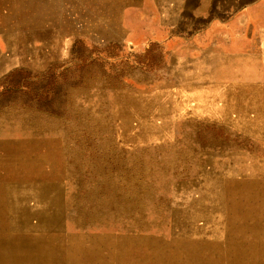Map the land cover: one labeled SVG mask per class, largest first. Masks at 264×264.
Instances as JSON below:
<instances>
[{
	"label": "rangeland",
	"instance_id": "1",
	"mask_svg": "<svg viewBox=\"0 0 264 264\" xmlns=\"http://www.w3.org/2000/svg\"><path fill=\"white\" fill-rule=\"evenodd\" d=\"M180 1L0 0L2 189L57 164L62 221L20 230L53 232L56 264H155L176 242L264 264V238L259 253L229 230L232 202L264 184V37L232 49L219 31L211 60L178 19L196 0Z\"/></svg>",
	"mask_w": 264,
	"mask_h": 264
},
{
	"label": "crops",
	"instance_id": "2",
	"mask_svg": "<svg viewBox=\"0 0 264 264\" xmlns=\"http://www.w3.org/2000/svg\"><path fill=\"white\" fill-rule=\"evenodd\" d=\"M176 2L177 0H174V3ZM180 2L182 4H188V0H181ZM196 5L197 8L195 10V13L193 12L194 14H190L191 16H185L184 13H182V10H178L177 12H179V21H187L188 25L190 23L195 24L196 28L194 29L193 33V41L196 40L195 44L198 47L195 48V51L197 53L203 52L206 54H211L206 56L210 57V59L212 60L214 53L219 50L217 49L219 45L218 40L222 35L221 33L220 35L216 36L219 31H225L229 34L228 36H230L231 30H234V33L231 35L233 36L231 39V48L234 46V44H236V41H240V39L247 41L248 44L251 43L253 38H256L258 43L260 42V38L261 40H263L264 0H196ZM189 19L192 22H190ZM172 33L173 35L168 38V41L170 43L173 42V40L177 36L180 38L183 37V34L182 36H180L177 35L174 31ZM221 37L223 38L224 36ZM234 51L235 49L233 50V52ZM5 153L7 152L4 150V146L0 144V157L4 158ZM54 159H58L57 155ZM34 166V164H31L30 167H25L21 171H19L20 174L18 173L16 175V177L18 178H16L15 183H13L15 191L12 196L9 195L8 197L12 198V200H9L7 203L17 206L16 209L13 210L15 211L13 214H17L19 211L22 212L21 215L17 216L18 220L13 223V227L23 229H43L46 226L45 224H43L45 216H47L49 211L54 212V210H56V212H61L60 215H58L60 217H56L58 218L57 222L59 223L62 221V213L64 212V210H60V203L58 199L60 197V189H58L57 187L59 181L57 164H53L54 167H52L50 175H44V177L31 175L35 173V170L37 173L42 174V166L38 165L36 169L34 168ZM3 173L5 172L1 171L0 173V182L2 183L6 181L5 175ZM43 181H54L57 183L44 184ZM24 216L27 218H25ZM8 219L12 220V222L14 221L13 217H8ZM238 219L243 220V224H237ZM236 221L237 226L239 228L242 227L243 231H233L232 234L240 235L243 239H245V237L252 238L246 230V217L238 216ZM58 223H56V228L62 227V225ZM262 237L264 238V225L262 227ZM180 244L183 245V242H176L173 244L169 243V246ZM195 244L198 243L194 242V245ZM200 245H204L202 254L205 253L206 258H204V260H207L205 263H208L209 256L207 255V250L210 244L201 243ZM213 247L214 246H212V255L214 254Z\"/></svg>",
	"mask_w": 264,
	"mask_h": 264
},
{
	"label": "bare ground",
	"instance_id": "3",
	"mask_svg": "<svg viewBox=\"0 0 264 264\" xmlns=\"http://www.w3.org/2000/svg\"><path fill=\"white\" fill-rule=\"evenodd\" d=\"M3 183L0 182V264H46V262H48L49 264H56V259H57L55 252L56 236L55 234H53V232L51 234L50 233L46 235L41 234L32 237V236H26L23 233H21L20 230L23 228L13 227V223L16 220H18L17 216L21 215L22 212L13 214L15 212L13 210L16 209L17 206L14 204L10 205L7 202L9 200H12V198H8V197L9 195L12 196L14 192L3 190L2 189ZM251 184L252 185L249 188L250 191L249 192L247 191V194L242 196L240 201L232 202L231 209L229 210V226H230L229 230H231V232L233 231L242 232L243 228L242 227L239 228L237 226L236 219L238 216L246 217L247 219L246 230L247 233H249L253 238L251 241H249L248 245L254 251L260 253V249L262 248L261 241L263 239L262 227L264 225V184H261V182H257V181H253ZM240 188H244L243 185ZM30 213H31V209H30ZM8 217H13L14 221L12 222V220L8 219ZM50 219L51 216H46L44 218L43 224L49 222ZM200 244L201 243L194 245V243L192 242H188V243L184 242L183 245L182 244L171 245V246L166 245L162 250L158 249L157 256H159V258H156L154 263L155 264H229L230 263L232 256L231 244L226 249L223 248L222 246H214L213 255H212V245H209L207 250L208 252L207 255L209 256L208 263L205 262L201 263L200 257L205 255V253L202 254V251L204 250V245L202 246ZM72 246L75 248V244H73ZM72 246L68 249L66 253V258L70 257ZM229 247H230V251H229ZM79 249L80 247L78 246V250ZM217 249L218 252L225 250L224 251L225 258H219L218 256H216ZM214 255L216 257H213Z\"/></svg>",
	"mask_w": 264,
	"mask_h": 264
},
{
	"label": "trees",
	"instance_id": "4",
	"mask_svg": "<svg viewBox=\"0 0 264 264\" xmlns=\"http://www.w3.org/2000/svg\"><path fill=\"white\" fill-rule=\"evenodd\" d=\"M20 74V73H19ZM15 76H17V73H14V74H11V75H9L8 76V78H13V77H15ZM21 78H22V76H20ZM53 78V76H51V79Z\"/></svg>",
	"mask_w": 264,
	"mask_h": 264
}]
</instances>
